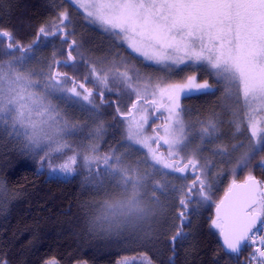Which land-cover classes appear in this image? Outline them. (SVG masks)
I'll return each mask as SVG.
<instances>
[{"label": "snow or ice", "instance_id": "1", "mask_svg": "<svg viewBox=\"0 0 264 264\" xmlns=\"http://www.w3.org/2000/svg\"><path fill=\"white\" fill-rule=\"evenodd\" d=\"M67 4L89 24L111 33L113 44L127 54L109 50L99 60L86 56L71 38ZM67 4L58 6L50 26H41L30 44L0 28L5 50L0 56V130L41 162L71 153L51 171L71 175L82 170L85 188L115 190L106 192L104 212L91 227L118 233L131 229L142 242L154 244L160 232L153 225L169 196H179L183 226L193 200L197 205L211 201L217 158L232 163L235 157V174L237 168L250 169L264 153V0ZM57 36L67 48L54 51L51 60H36L40 38ZM34 60L39 67L32 66ZM185 72L190 74L181 76ZM201 72L209 79L200 82ZM210 80L224 85L223 99L230 102L222 103L219 112L185 108L184 100L219 91ZM107 109H113L110 121L105 120ZM114 128L121 138L102 152ZM133 154L138 156L134 162L128 159ZM255 167L264 169V155ZM176 178L190 182L176 185ZM215 209L211 227L224 250L236 254L250 247L249 264H264V181L249 170L243 182L229 184ZM184 235L177 228L170 237L169 264L175 241ZM142 259L157 264L150 256Z\"/></svg>", "mask_w": 264, "mask_h": 264}, {"label": "trees", "instance_id": "2", "mask_svg": "<svg viewBox=\"0 0 264 264\" xmlns=\"http://www.w3.org/2000/svg\"><path fill=\"white\" fill-rule=\"evenodd\" d=\"M62 3L67 4V0H0V28L11 30L23 44H30L36 39L41 26H50ZM67 7L71 26L74 27L71 38L77 40L86 56L100 59L109 50L113 54H127L125 47L117 48L113 44L111 33L99 31L77 15L72 5L67 4ZM62 48L66 49L67 45H62L58 36L41 37L35 45L36 60H51L52 53ZM4 54L5 50L0 48V56ZM32 66L39 67L35 60ZM61 71L69 69L61 68ZM188 74L181 73V76ZM215 99V94L204 95L186 99L182 103L185 108L203 113L214 109ZM122 103L127 105L130 101L125 97ZM222 103H226V100L222 99ZM107 112L109 115L105 120L110 121L113 109H107ZM120 138L117 129H109L102 152L116 145ZM120 151L124 149L120 148ZM70 154L56 156L52 161L62 162ZM262 155L264 153L256 156L250 169L237 168L235 174L231 171L235 157L232 163H228L227 159L221 162L217 158L215 166L211 168L212 174L219 173L212 181V199L201 205L193 200L183 226L178 218L179 196H169L166 200L168 207L158 214V224L153 225L160 232L159 241L152 244L142 242L139 234L131 229L118 233L91 227V223L104 211V202L109 198L106 192L113 193L115 190L110 186L100 192L85 188L81 183L82 170L65 179L49 175L48 170L42 168L47 164L45 160L40 162L39 156L21 151V144L10 138L6 131L0 130V260L6 259L7 264H44L50 259H55L59 264L79 261L115 264L124 257L150 256L157 264H169L168 257L173 252L168 241L180 228L185 235L175 241V255L171 264H249L251 248L242 249L236 254L226 252L217 230L211 227V220L214 218L215 204L233 180L242 182L251 170L258 180L264 181V169L255 167ZM205 156L208 157V153ZM128 159L134 162L138 156L133 154ZM174 175L171 174L169 179ZM189 182L182 178L172 179L176 185Z\"/></svg>", "mask_w": 264, "mask_h": 264}, {"label": "rangeland", "instance_id": "3", "mask_svg": "<svg viewBox=\"0 0 264 264\" xmlns=\"http://www.w3.org/2000/svg\"><path fill=\"white\" fill-rule=\"evenodd\" d=\"M87 22V21H86ZM88 23V22H87ZM89 24V23H88ZM90 25H92V26H94V27H96L99 31H102V32H104V30H102L98 25H94V24H90ZM93 60H99V59H94L93 58ZM200 75H203V76H205V77H203V78H201V76H200V82H203V80H205V79H209V77L208 76H206L204 73H200ZM177 79H179V78H177ZM210 83H213V87H218L219 88V91H216L215 92V98L217 97V99H215V103H214V105H215V107H214V109L216 108V109H221V104H222V99H223V97H224V85L223 84H220V85H216L212 80H210L209 81ZM134 98V97H133ZM228 102H230V101H228V100H226V103H228ZM213 108H211V109H209V110H207V111H211V110H214ZM70 111H71V109H69ZM228 117H227V115L225 116V119H227ZM227 129V126L225 125V130ZM102 149H103V146H102ZM102 149H101V151H102ZM65 154V153H64ZM59 155H62V154H53V155H51L49 158H47L45 161H46V163L47 164H45V167L44 166H42V168H46L47 170H48V173H49V175H51V176H56V177H59V178H70V177H72L73 175H75L76 173H74V174H71V175H68V174H64V173H60V172H53V171H51V169H53V168H56L58 165H60L61 163H63V161L62 162H59V161H52L53 159H54V157H56V156H59ZM66 159V158H65ZM52 161V162H51ZM41 162V161H40ZM53 162H55V163H53ZM103 212L104 211H102V213L101 214H103ZM216 230V229H215ZM251 251H252V249H251ZM142 257L143 256H134V257H124V258H121V259H119L115 264H124V262H127V264H144V261H143V259H142ZM249 260H250V256H249ZM45 264V263H44ZM56 264H59L58 263V261H56ZM75 264H88V263H86V262H84V261H79V262H76Z\"/></svg>", "mask_w": 264, "mask_h": 264}, {"label": "water", "instance_id": "4", "mask_svg": "<svg viewBox=\"0 0 264 264\" xmlns=\"http://www.w3.org/2000/svg\"><path fill=\"white\" fill-rule=\"evenodd\" d=\"M243 182V181H242ZM240 183V182H239ZM225 193L223 194V196L221 197V199L224 197ZM220 199V200H221ZM215 212H216V209L214 208V216H215ZM221 241V240H220ZM221 244H222V241H221ZM223 246V245H222ZM226 251V250H225ZM227 252V251H226Z\"/></svg>", "mask_w": 264, "mask_h": 264}]
</instances>
